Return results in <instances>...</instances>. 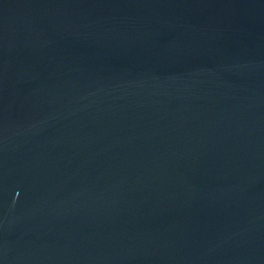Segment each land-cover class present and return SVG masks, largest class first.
I'll list each match as a JSON object with an SVG mask.
<instances>
[{
  "label": "water",
  "instance_id": "water-1",
  "mask_svg": "<svg viewBox=\"0 0 264 264\" xmlns=\"http://www.w3.org/2000/svg\"><path fill=\"white\" fill-rule=\"evenodd\" d=\"M0 264H264V0H0Z\"/></svg>",
  "mask_w": 264,
  "mask_h": 264
}]
</instances>
